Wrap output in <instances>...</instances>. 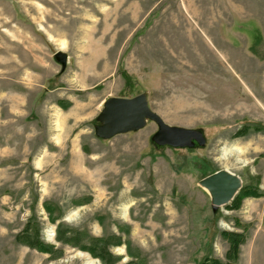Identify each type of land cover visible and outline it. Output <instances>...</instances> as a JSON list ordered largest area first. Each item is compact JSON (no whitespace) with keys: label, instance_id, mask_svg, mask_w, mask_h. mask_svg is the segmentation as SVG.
Instances as JSON below:
<instances>
[{"label":"rangeland","instance_id":"1","mask_svg":"<svg viewBox=\"0 0 264 264\" xmlns=\"http://www.w3.org/2000/svg\"><path fill=\"white\" fill-rule=\"evenodd\" d=\"M144 92L166 124L207 144L160 147L149 120L99 140L105 101ZM257 124L264 0H0V264H104L66 244L71 232L102 240L115 264L226 263L222 233H244L236 264H264ZM205 168L252 194L214 212Z\"/></svg>","mask_w":264,"mask_h":264},{"label":"water","instance_id":"2","mask_svg":"<svg viewBox=\"0 0 264 264\" xmlns=\"http://www.w3.org/2000/svg\"><path fill=\"white\" fill-rule=\"evenodd\" d=\"M55 58L65 69L68 56L59 51L55 54ZM148 120L158 126V132L152 137V141L160 147L186 149L196 145L204 147L207 144V139L199 130L166 124L151 109L146 92L133 98H108L96 119L97 125L94 131L99 140H111L119 135L144 129ZM200 185L210 193L212 209L217 212L237 196L242 188V180L228 170H220L201 180Z\"/></svg>","mask_w":264,"mask_h":264},{"label":"trees","instance_id":"3","mask_svg":"<svg viewBox=\"0 0 264 264\" xmlns=\"http://www.w3.org/2000/svg\"><path fill=\"white\" fill-rule=\"evenodd\" d=\"M124 78H125L126 82L129 81L128 76H126L125 74H124ZM243 130L245 132L247 129L244 128ZM255 130L258 132L264 131V126L257 124ZM186 149L192 151L191 148H186ZM204 172H205V174L207 173V176L213 174L211 172V170L207 171V168L204 169ZM251 194H252V190L250 188H242L240 190V194L238 195L239 196L238 197L239 198L238 203H240V201L244 197L250 196ZM75 237L76 236H74V234L71 232L70 238H68V240H66L67 242H65V243L68 244L69 246L79 248L82 251L91 254L93 257H95L97 259H101L104 262V264H115V262L117 261L116 259H114L112 262H109V260L106 257V254H107L106 250H105L104 246L101 245L102 240L90 239L85 244H82V243H79V242L83 241V239H81V238L78 239V241L76 243H74L73 240L75 241L77 239ZM222 237L227 239L230 242V250L227 254L228 261L226 263H223L222 261H220L218 259H214V260L207 259L205 264H236V261L238 259L239 253H240V247L246 241V235L244 233L223 232ZM60 239H62V237H60ZM21 241H22V243H24L26 246H28L30 248H36L39 251L49 253V254H52V252H53L52 248L45 246V248L43 247V249H42L36 243L31 242L30 239H27V238H26V240L21 239Z\"/></svg>","mask_w":264,"mask_h":264},{"label":"bare ground","instance_id":"4","mask_svg":"<svg viewBox=\"0 0 264 264\" xmlns=\"http://www.w3.org/2000/svg\"><path fill=\"white\" fill-rule=\"evenodd\" d=\"M48 235H49V236H48V237H49L48 240L52 241L53 238H54V234H53V232H52V233L49 232ZM80 256L83 257V258L85 257L86 259L88 258V260H90V259H89L90 256H88L87 254H81V253H80ZM87 263H89V262H87ZM90 263H92V264H96L97 261H93V260H92Z\"/></svg>","mask_w":264,"mask_h":264}]
</instances>
